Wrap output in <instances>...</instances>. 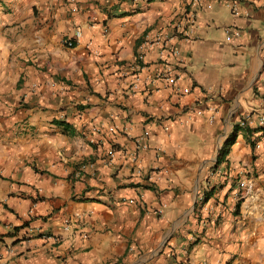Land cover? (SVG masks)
<instances>
[{"label":"crops","instance_id":"1","mask_svg":"<svg viewBox=\"0 0 264 264\" xmlns=\"http://www.w3.org/2000/svg\"><path fill=\"white\" fill-rule=\"evenodd\" d=\"M229 2L0 0V264H264V0Z\"/></svg>","mask_w":264,"mask_h":264},{"label":"built area","instance_id":"2","mask_svg":"<svg viewBox=\"0 0 264 264\" xmlns=\"http://www.w3.org/2000/svg\"><path fill=\"white\" fill-rule=\"evenodd\" d=\"M146 1H149V0H146ZM229 5H230L232 11L234 13H236L237 12V7H238L237 0H230ZM80 35L81 34H80L79 31L75 32V37H79ZM172 38H173V36L172 37H165V36L157 35L152 40H146L145 44H147L150 47H153V46L155 47L156 46L159 49V56H158L159 59H161L162 61L163 60L165 61L166 53H169V54H171L173 56H178V51L176 49H174L171 46V44H170L171 43L170 40ZM63 43L65 45H67V46H72L73 45L72 40H69V39L68 40H66V39L63 40ZM138 59L139 60H143V56L142 55L138 56ZM165 64H167L166 65L167 68L172 67L169 63H165ZM168 80L173 81V82L175 81L173 78H169ZM260 125H264V117L260 118ZM145 134H147V133H145ZM49 238H50V236H49Z\"/></svg>","mask_w":264,"mask_h":264},{"label":"trees","instance_id":"3","mask_svg":"<svg viewBox=\"0 0 264 264\" xmlns=\"http://www.w3.org/2000/svg\"><path fill=\"white\" fill-rule=\"evenodd\" d=\"M241 128V127H240ZM245 128H246V126H245ZM246 130V132L248 133L247 135H251V131H253V130H251V129H249V128H246L245 129ZM257 130H259V131H261L263 134H264V125L263 126H261V127H258L257 129H256V131ZM246 138L249 140V138L246 136ZM254 144H253V142L251 141V146H253Z\"/></svg>","mask_w":264,"mask_h":264}]
</instances>
